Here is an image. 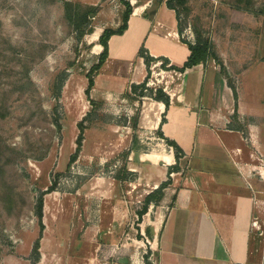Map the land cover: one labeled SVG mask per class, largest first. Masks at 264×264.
Instances as JSON below:
<instances>
[{"label":"rangeland","instance_id":"obj_1","mask_svg":"<svg viewBox=\"0 0 264 264\" xmlns=\"http://www.w3.org/2000/svg\"><path fill=\"white\" fill-rule=\"evenodd\" d=\"M126 1L150 10L166 2ZM66 2L0 0V264H138L139 257L146 264L136 214L141 197L117 178H129L123 170L133 135L140 151L161 142L131 130L139 107L117 101L116 109H89L83 93L97 62L90 35L107 26L118 31L124 6L121 0L85 8ZM172 6L182 40L253 38L264 63V0ZM247 46L233 54L244 57ZM228 66L233 73L243 68L234 60ZM261 238L252 264L264 262Z\"/></svg>","mask_w":264,"mask_h":264},{"label":"crops","instance_id":"obj_2","mask_svg":"<svg viewBox=\"0 0 264 264\" xmlns=\"http://www.w3.org/2000/svg\"><path fill=\"white\" fill-rule=\"evenodd\" d=\"M66 1L81 8L95 6V0ZM254 25L252 30L257 29ZM179 28L177 12L165 2L152 10L148 4L134 7L125 31L109 37L107 57L92 77L86 100L89 109L101 111L116 109L117 101L139 107L135 132L154 135L161 142L153 151L137 147L125 151L129 181L123 182L131 194L139 193L142 204L169 180L161 199L137 224L139 252L148 255L150 264H252L264 236V63L257 58L258 42L237 41L228 34L220 42L209 40L218 57L178 72L170 67L182 68L190 55ZM103 30L97 28L90 35L97 41L93 52L97 61ZM187 39L192 45L201 41ZM244 44L248 45L244 57L233 54ZM141 47L155 59L149 74L138 56ZM159 58L168 61L165 69ZM231 60L243 67L241 72H231ZM144 81L148 89L168 96V107L131 93L132 85ZM87 86L88 82L83 93ZM88 114L87 109L83 118ZM159 133L181 150L178 165L173 148ZM137 261L140 264V257Z\"/></svg>","mask_w":264,"mask_h":264},{"label":"trees","instance_id":"obj_3","mask_svg":"<svg viewBox=\"0 0 264 264\" xmlns=\"http://www.w3.org/2000/svg\"><path fill=\"white\" fill-rule=\"evenodd\" d=\"M121 1H122L123 6H124V11H123V14H122L123 25L119 28L118 31H112V30H108V29H104L102 31V34L100 35L99 40H98L99 44L102 46V52L99 55L97 64L92 66V68H91V71H93V72H95V71H97L99 69V67L103 64L105 58L107 57V41H108L109 37L111 35H114V34L121 35L126 29V23H127L129 15L131 14L132 7L130 6V4L126 0H121ZM173 1H176L179 5H183L185 3V0H166L165 4H166L167 8L175 10L173 8V6H172V2ZM177 16H178V14H177ZM178 34H179V36H181L180 28L178 30ZM180 41L183 44L187 45V47H188V49L190 51V55L188 57L187 62L184 63L182 68L179 69V68H175V67H170V69L176 70L178 72H183L186 68H190V67H192V66H194L196 64L205 62V60L208 57H213L214 58L213 54H211L210 51H209V46L210 45L207 42L206 43H197L195 45H192V44L182 40L181 38H180ZM138 56L143 58L144 64H145L147 72L149 74L150 64L152 62H154L155 59L151 58L143 47H141L139 49ZM158 60L162 61L161 68L165 69L166 65L168 64V61L166 59H163V58H159ZM86 78H87L88 86H87V89L85 90L84 93H85L86 97L88 98L89 97V90L93 86L92 76H90L89 72H88ZM130 90H131V93L133 95H136L137 97H140V98L148 97V98H150V99H152L154 101L162 102L166 107H168V105H169L168 96L166 94H164L163 91H161L159 89L155 90V91H152V90L148 89L146 87V81H144L142 84H140L138 86L132 85L130 87ZM90 104L92 105V107H95V106L98 105L96 102H90ZM87 117H88V115L85 116L79 123L85 122L87 120ZM131 120H132L131 129H132V131H135L137 129V126H136L137 125V117L134 116ZM159 135L163 138L161 133H159ZM137 139H138L137 136L133 135L129 150L135 148V144L137 142ZM163 139H164V141H165L167 146L173 148L176 164L178 165V160L182 156L181 150L172 141H169L166 138H163ZM126 155H127V152L125 153V158H126ZM177 165L173 167V170H177L178 169ZM123 172L126 173V169L125 168H124ZM127 175H129V174H127ZM117 179H120L122 181H129V178H127V176L122 178V179L121 178H117ZM168 184H169V180L166 181V182H163L162 184H160L158 186V188H156L153 192H151L150 194H148L144 198L143 205H142L141 209L136 212L139 221L141 220L142 216L146 214L149 206L152 203H154L156 201H159L161 199L163 190L167 187ZM41 204H42L41 200H39V212H40V210H42ZM37 249L38 248H36V251H38ZM147 258H148L147 254L145 256H143V260L145 261V263L146 264H150L148 262ZM121 264H124V263L121 262Z\"/></svg>","mask_w":264,"mask_h":264}]
</instances>
